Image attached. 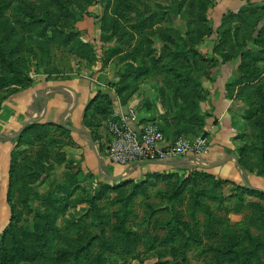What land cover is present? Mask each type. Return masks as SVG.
<instances>
[{"label": "rangeland", "instance_id": "obj_1", "mask_svg": "<svg viewBox=\"0 0 264 264\" xmlns=\"http://www.w3.org/2000/svg\"><path fill=\"white\" fill-rule=\"evenodd\" d=\"M217 64L236 66L224 84L236 151L264 178V0H0V106L34 81L80 77L99 112L107 98H164L160 77L169 98H201ZM107 117L84 123L101 160ZM62 129L17 140L0 264H264V196L194 161L89 168Z\"/></svg>", "mask_w": 264, "mask_h": 264}, {"label": "crops", "instance_id": "obj_2", "mask_svg": "<svg viewBox=\"0 0 264 264\" xmlns=\"http://www.w3.org/2000/svg\"><path fill=\"white\" fill-rule=\"evenodd\" d=\"M234 64H217L210 68V74L201 71V84L209 95L201 98H169L167 88L169 80L162 77L155 80L157 88H162L164 98H144L142 93L131 98H107L109 106L104 112L111 115L116 112H126L129 107H135L139 113L140 123L156 122L165 134V139L171 141L179 133L186 134L192 131L206 132L209 139V152L200 158L187 157L177 159L187 164L194 161L198 168L221 179H227L233 183L245 184L247 186L262 189L264 178L257 176L255 170H250L240 162L236 147L244 143L243 137L239 135L238 127L233 123L230 116L231 98L225 95L224 84L233 73ZM94 79L90 77L78 78L74 82L65 84H50L45 81H34L30 85L13 92L4 98L0 106V230L2 231L9 222L10 206L7 201L10 167L13 153L16 150V137L22 126L30 120L40 123H51L84 129V123L99 112L94 111L91 105L86 108L95 93ZM95 81V80H94ZM65 85L47 89L50 86ZM47 89V90H46ZM72 111H69L74 104ZM166 97V98H165ZM31 123V122H30ZM29 124V123H28ZM63 127V126H62ZM88 130L90 133V129ZM70 131V130H69ZM77 135V143L81 156L87 166L100 168L109 163L119 171L123 167L96 156V150L92 148L87 134L79 131H71ZM92 137H93V133ZM94 139V138H93ZM107 132L105 141H107ZM95 141L96 148L99 143ZM238 162L240 167L238 166ZM181 163V164H182ZM192 163V162H190ZM160 165V164H140ZM249 183V184H248Z\"/></svg>", "mask_w": 264, "mask_h": 264}, {"label": "built area", "instance_id": "obj_3", "mask_svg": "<svg viewBox=\"0 0 264 264\" xmlns=\"http://www.w3.org/2000/svg\"><path fill=\"white\" fill-rule=\"evenodd\" d=\"M106 157L112 164L128 168L144 160L172 161L187 157H203L209 152V139L199 134H178L167 141L159 125L140 123L135 107L112 113L106 118ZM124 171V170H123Z\"/></svg>", "mask_w": 264, "mask_h": 264}, {"label": "water", "instance_id": "obj_4", "mask_svg": "<svg viewBox=\"0 0 264 264\" xmlns=\"http://www.w3.org/2000/svg\"><path fill=\"white\" fill-rule=\"evenodd\" d=\"M59 87H67V86H65V85H56V86H50V87H48L47 89H53V88H59ZM67 88H69V87H67ZM47 89H46V90H47ZM69 89H70V88H69ZM73 94H74V98H75V99H74V104H73V106L70 108L69 111H72L73 107H74L75 104H76V98H77V97H76V94H75L74 92H73ZM35 120H36V119H35ZM35 120H30V121H28L27 123H25V124L22 126V128L20 129V131L18 132V135L21 134V132L23 131L24 127H25L28 123L33 122V121H35ZM62 126H63L64 128H66V129L70 130V131H79V132H82V133L87 134V136L89 137V140H90V143H91L92 148L96 150L95 141H94V139H93V137H92V134H91L88 130L74 128V127L68 126L66 123H62ZM18 135H17V136H18ZM191 158H195V157L192 156ZM182 162H183V160H181V161H174V162L160 161V160H144V161H140L139 164L179 165V164H181ZM238 166L240 167L239 162H238Z\"/></svg>", "mask_w": 264, "mask_h": 264}, {"label": "trees", "instance_id": "obj_5", "mask_svg": "<svg viewBox=\"0 0 264 264\" xmlns=\"http://www.w3.org/2000/svg\"><path fill=\"white\" fill-rule=\"evenodd\" d=\"M99 98H97V96L96 97H93L92 98V100L91 101H89V103L87 104V106H86V108L88 109L91 105H93V103H95L97 100H98ZM106 109L107 108H105V110H100V112H102V113H104L105 111H106ZM95 111L96 112H99L98 111V109H95ZM99 112V113H100ZM109 116V115H108ZM38 124H42V123H40L39 121H33V122H31V123H29V124H27L25 127H24V129H23V131L24 130H26V129H29L30 127H32V126H35V125H38ZM45 124V123H44ZM47 125H52L51 123H47ZM54 125H57V124H54ZM60 129H62V128H64V127H62L61 125H57ZM62 127V128H61ZM63 131H65V132H68L69 130H65V129H62ZM22 131V132H23ZM22 132H21V134H22ZM21 134H19L17 137H16V140H18L19 138H20V135ZM179 134H183V133H179ZM11 165H12V163H11ZM199 172H201V173H207L204 169H201V170H198ZM211 175V174H210ZM10 176H11V167H10ZM212 176V175H211ZM10 179H11V177L9 178V186H10ZM223 181H227V182H231V181H229V180H227V179H222ZM243 188H245V189H247L249 192H251V193H255V194H258V195H262V196H264V190L263 189H258V188H253V187H248V186H245V184H244V187ZM8 190H9V187H8ZM7 201H8V203H9V199H8V194H7ZM10 208H11V205H10ZM8 225V224H7ZM7 227V226H6ZM6 227L4 228V230L6 229Z\"/></svg>", "mask_w": 264, "mask_h": 264}]
</instances>
